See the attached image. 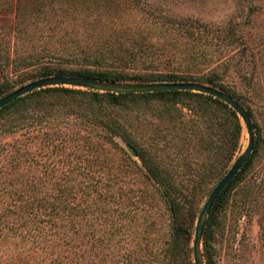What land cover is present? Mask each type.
<instances>
[{"label": "rangeland", "instance_id": "rangeland-1", "mask_svg": "<svg viewBox=\"0 0 264 264\" xmlns=\"http://www.w3.org/2000/svg\"><path fill=\"white\" fill-rule=\"evenodd\" d=\"M135 31H141V36ZM133 34L138 40L144 38L151 49L145 52L146 56L137 54L136 63L115 70L196 79L216 69L221 83L234 91L236 97H243L244 104H240L252 110L251 121L256 124V133L261 139L259 156L252 169L257 181L263 180L264 0H0V89L9 93L41 79L46 71L85 68L80 62L66 60L69 55L64 49L71 51L75 42L81 46L95 45ZM49 49H56L58 56H52ZM157 51L165 54L162 56L155 53ZM244 79L249 80L251 86L248 87ZM180 101L183 105L192 104L188 99ZM65 104L70 108L61 107L62 104L52 109L40 105L25 111H84L88 118L65 116L48 126L36 124L28 130L1 133L0 145L21 140L28 134L39 136L47 127L77 133L90 145H108L109 140L103 139L108 132L90 120V113L86 111H94L97 117H108L120 124L124 137L136 147L148 144L157 150L167 145L160 138L163 123L169 126L170 133L183 137L184 144L194 137L192 121L180 123L182 118L169 110L165 101L126 100L118 107L103 104L93 109L87 108L85 101ZM184 113L187 114L185 120L189 121L192 116L187 110ZM112 138L125 156L105 151L113 162L107 161L102 172L95 174L125 179L127 187L135 191L133 197L137 201L120 216L118 211H113L114 206L109 205L102 215H108V220L96 225L100 228L91 256L95 255L96 262L103 259L106 264H127L128 252H133L132 260L136 264L166 263L164 251L170 234L168 209L158 188L144 177L145 170L138 157L127 151L128 144L120 137ZM246 144L243 124L239 149ZM238 153L239 150L235 158ZM126 155L137 167L125 159ZM165 162L173 165L177 175L187 174L182 162L170 159ZM260 195L255 204L246 208L241 193L232 194L214 220L211 245L216 264H264V195ZM207 198V192L195 194V211L202 209ZM117 218L121 219L122 227L115 222ZM0 253L7 264H29V254L25 251L9 250L14 259L8 258L3 248ZM173 264H194L193 252L178 256Z\"/></svg>", "mask_w": 264, "mask_h": 264}, {"label": "trees", "instance_id": "trees-1", "mask_svg": "<svg viewBox=\"0 0 264 264\" xmlns=\"http://www.w3.org/2000/svg\"><path fill=\"white\" fill-rule=\"evenodd\" d=\"M135 33L141 36V31ZM97 43L81 46L75 42L71 51L64 49L69 55L66 60L80 62L85 68L46 71L40 78L72 76L116 82L197 81L216 87L244 104L242 96L236 97L234 91L221 83L216 69H210L196 79L170 74L136 75L115 70L136 63L137 54L141 57L147 55L145 52L151 47L145 44L144 38L138 40L133 34ZM49 52L58 56L56 49H49ZM155 53L165 54L162 51ZM245 84L251 86L249 80ZM7 93L0 89V97ZM137 99L165 101L168 109L183 119H179L180 123L192 121L193 139L187 144L182 143L184 138L170 133L169 126L163 123L160 138L169 146L163 145L157 150L148 144L136 147L124 137L120 124L108 117H97L94 111H86L90 113V120L108 132L103 136L109 140L108 145H90L81 139V135L56 127H47L39 136L28 134L21 140L0 145V250L3 248L8 258L14 259L9 250H17L29 254V264H106L103 259L96 262L95 255L91 256L100 228L97 229L96 225L108 220V215H102L109 205H113V211H118L120 216L137 201L133 197L135 191L127 187L125 179L95 174L102 172L109 163L107 161L113 162L105 151L125 156L123 149L113 141L114 136L133 147L145 170L144 177L158 188L170 214L169 242L164 251L167 262L163 264H173L178 256L191 254L195 219L201 211H195V194L207 192L209 196L231 168L241 145V118L223 101L191 91L115 94L49 87L20 97L0 109V134L21 128L28 130L36 124L48 126L65 116L88 118L84 111H25L31 106L46 105L52 109L54 105L62 104L61 107L69 109L65 103L85 101L86 107L93 109L103 107V104L118 107L122 101ZM181 99H188L192 104L183 105ZM184 110L192 116L189 121L185 120L187 114ZM246 111L252 119L250 107ZM256 128L253 123L255 137L250 156L219 194L208 215L202 236L205 264H216L211 245L212 228L232 194L241 193L246 208L255 204L260 194L264 195V179L257 181L252 169L259 156L261 140ZM125 159L137 167L130 156L126 155ZM166 159L182 162L187 174L174 173L173 165H168ZM117 219V226L122 227L121 219ZM262 219L264 222V217ZM128 253L127 264H136L132 260L133 252ZM7 263L0 253V264Z\"/></svg>", "mask_w": 264, "mask_h": 264}, {"label": "water", "instance_id": "water-1", "mask_svg": "<svg viewBox=\"0 0 264 264\" xmlns=\"http://www.w3.org/2000/svg\"><path fill=\"white\" fill-rule=\"evenodd\" d=\"M57 86H69L73 88H79L84 90L98 91L102 93H115V94H140V93H153L161 91H191L204 95H209L217 98L232 108L238 116L241 118L246 133H247V144L245 147L239 149V153L235 158L231 168L228 170L226 175L220 179V181L213 188L209 194L206 202L204 203L197 222L195 225L192 252L194 264H205L202 251V236L204 226L210 213L211 207L219 194L228 184V182L240 171L242 165L246 162L250 156L253 145H254V130L252 121L246 111V109L233 97L224 93L223 91L198 82H116V81H102L87 79L83 77H72V76H49L44 77L36 81H32L26 85H23L8 94L0 97V109L15 101L16 99L23 97L34 91ZM127 151L134 157L137 156L135 150L130 145H126Z\"/></svg>", "mask_w": 264, "mask_h": 264}]
</instances>
